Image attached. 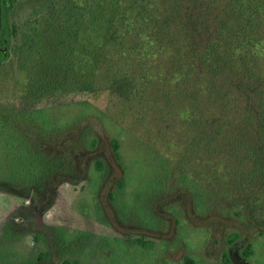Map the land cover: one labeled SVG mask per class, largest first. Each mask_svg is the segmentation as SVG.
Listing matches in <instances>:
<instances>
[{
	"label": "rangeland",
	"instance_id": "obj_1",
	"mask_svg": "<svg viewBox=\"0 0 264 264\" xmlns=\"http://www.w3.org/2000/svg\"><path fill=\"white\" fill-rule=\"evenodd\" d=\"M224 1L233 28L195 53L175 27L153 28L164 0L12 3L0 119L18 128L0 134V161L22 147L13 130L59 164L37 183L0 182V264H264V0ZM101 4L115 34L86 77ZM216 47L227 73L214 92L200 61ZM55 65L70 82L50 86Z\"/></svg>",
	"mask_w": 264,
	"mask_h": 264
},
{
	"label": "trees",
	"instance_id": "obj_2",
	"mask_svg": "<svg viewBox=\"0 0 264 264\" xmlns=\"http://www.w3.org/2000/svg\"><path fill=\"white\" fill-rule=\"evenodd\" d=\"M16 0H0V14H1V26L2 31L4 33V37L7 40V42L10 41V31L5 26L6 24V15L8 13V10H10V7L12 3ZM166 3V7H164L163 11L164 13H160L158 16L161 18V22L157 26H153V28L157 29L158 32L164 34V33H170L173 31V28L175 27L177 34H182L183 38L185 39L184 42L188 45V51L190 53H195L200 48V42L205 37L211 34V36L220 37L227 35V32H229L233 28V22L231 21L233 18L230 14L233 12L236 13V11H233L231 9V6L225 3L224 0H164ZM233 5L235 2H252L255 0H228ZM228 7H230V13H228ZM227 10V11H225ZM111 5H104L101 4L98 9V15H99V22L102 23L101 25V33L103 34V39L97 40V47L96 50L92 53L91 56L85 58L84 68L86 77H88L90 71L95 72L99 71L101 66L104 64L106 59L108 58V40H105V35L109 34V36H113L115 33L111 32V27H113V18L116 14L114 12L112 15ZM154 23V22H153ZM100 27L98 26L97 32L99 31ZM129 32V31H127ZM157 34V32H156ZM186 36V38H185ZM84 41V49L86 53L88 52L89 48L94 44V41L89 37V35L86 33L81 38ZM62 40V47L63 49L69 51L70 53L75 52L77 50V47L72 44V42L69 41V39L64 38ZM110 40V39H109ZM58 43V42H57ZM49 45H52V41L48 43ZM225 41L223 43V47L225 45ZM54 45V43H53ZM216 45L217 41H216ZM190 47V48H189ZM220 48H222L221 45H219ZM54 50H57V47H54ZM54 50L51 49L52 53H54ZM214 51H211L215 55L214 59L211 61H206L209 56H205L201 59L200 64L204 65H212L213 71H211L210 74H212L213 79V86H214V92H216L219 84L218 80L222 83L224 82V78L222 79V74L227 73V68L224 65L226 62L224 58V53L221 51H218V47L213 49ZM41 53V51H39ZM38 52V54H39ZM44 52V51H42ZM217 55V56H216ZM190 54L187 55V58H189ZM6 59V54L0 53V63L3 62ZM51 60L54 61V55L49 56L47 55V58L43 60V64L46 67L51 66ZM217 59L219 60V65H217ZM48 60V61H47ZM221 60V62H220ZM102 64V65H101ZM199 64V66H201ZM210 65V66H211ZM57 68H61L60 65L53 66L50 70V74L55 76L56 78H50L51 84L50 86L54 85L57 86L61 82H70L69 76H64L62 79H59L60 72L57 70ZM232 72L235 70L231 67ZM222 75V76H221ZM51 76V75H50ZM56 80V83L54 84V80ZM250 82L251 80L248 79ZM90 81L87 79L86 82H84V85L89 86ZM242 86H239L238 89H241ZM0 125L6 129L9 130V128L17 129L18 123L7 120L5 122V125L3 124V121L5 119H0ZM16 121V120H15ZM18 121V120H17ZM9 122V123H8ZM13 122L14 125L11 123ZM8 123V124H7ZM9 127V128H8ZM41 132L45 131L46 127L43 125H40ZM12 135L18 139L16 148L18 147L19 143L22 144V147H20L19 152L17 151L13 152L15 154H10V157L4 167L3 170H0V182L6 181L10 182L12 184L18 183L22 185H28V183H37L39 180L43 177V175L47 172L44 170L46 166L49 164L58 166L59 162L56 163L55 159H49L45 160L42 156H39V153L34 152L30 145L27 144L25 139H19V133L20 131L14 132ZM18 137V138H17ZM23 137V136H22ZM22 142V143H21ZM115 148L118 147L117 142H115L114 145ZM13 157V159H12ZM100 166H102V163H99ZM0 167H3L0 161ZM7 179L4 180L6 177ZM5 177V178H4ZM144 243V239L140 240ZM252 255V245H248L246 250L244 251V256L250 257ZM225 264H232V259L228 254H225L224 258Z\"/></svg>",
	"mask_w": 264,
	"mask_h": 264
},
{
	"label": "flooded vegetation",
	"instance_id": "obj_3",
	"mask_svg": "<svg viewBox=\"0 0 264 264\" xmlns=\"http://www.w3.org/2000/svg\"><path fill=\"white\" fill-rule=\"evenodd\" d=\"M0 20H1V17H0ZM6 42L7 40L4 37V33L2 31V26L0 23V53L2 54H6V47H5Z\"/></svg>",
	"mask_w": 264,
	"mask_h": 264
},
{
	"label": "crops",
	"instance_id": "obj_4",
	"mask_svg": "<svg viewBox=\"0 0 264 264\" xmlns=\"http://www.w3.org/2000/svg\"><path fill=\"white\" fill-rule=\"evenodd\" d=\"M2 131H3V127H1V129H0V134L2 133ZM5 131H3V133H4ZM1 153H2V151H1ZM1 155V154H0ZM0 158H2V157H0ZM1 169H4L3 167H0Z\"/></svg>",
	"mask_w": 264,
	"mask_h": 264
}]
</instances>
